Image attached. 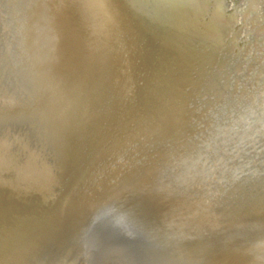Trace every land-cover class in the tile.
I'll list each match as a JSON object with an SVG mask.
<instances>
[{
  "label": "rangeland",
  "instance_id": "374dc122",
  "mask_svg": "<svg viewBox=\"0 0 264 264\" xmlns=\"http://www.w3.org/2000/svg\"><path fill=\"white\" fill-rule=\"evenodd\" d=\"M66 1L0 0V264H220L225 256L221 264H249L250 259V264L253 259L264 264V0H236L233 11L229 0L203 2L207 8L199 24L190 27L193 31L184 25L181 31L185 40L194 33L187 50L193 47L195 65L183 88L173 92L168 88L172 78L150 73L168 54L160 49V40L147 36L152 26L146 25L144 2L129 5L130 15H120L125 21L117 16L124 25L117 21L116 43L109 44L88 34L86 39L84 31L76 30L74 11L82 0ZM179 1L171 5L180 13L204 5L199 0ZM243 37L245 44L237 51ZM121 44L145 49L143 55L154 63L128 60L120 54ZM107 51L116 53L118 60ZM95 58L103 62L97 64ZM77 65L82 72L74 71ZM99 65H106L103 71ZM107 71L109 75H103ZM70 85L92 91L75 87L78 93ZM72 96L77 100L68 99ZM101 96L107 97L109 104L102 98L110 108ZM97 99L108 113L102 107L98 111L101 103L92 101ZM91 106L103 117L91 109L92 116ZM117 111L125 117L120 120ZM64 177L72 180L71 186ZM105 215L119 222L117 231L98 227V218Z\"/></svg>",
  "mask_w": 264,
  "mask_h": 264
},
{
  "label": "bare ground",
  "instance_id": "6f19581e",
  "mask_svg": "<svg viewBox=\"0 0 264 264\" xmlns=\"http://www.w3.org/2000/svg\"><path fill=\"white\" fill-rule=\"evenodd\" d=\"M69 1V0H68ZM68 1H66V2H68ZM74 1V0H73ZM72 1V2H73ZM154 1V0H153ZM153 1H151V0H148L146 3L147 4H149V6H151V8H153V10L152 11H148L149 13H147V14H149V15H147V16H149V18H148V22L149 23H151L152 22V25H150V26H152L151 27V30H150V33H151V35H147V31L145 32V34H143L144 36L145 35H147L148 37L149 36H152V38L151 39H153V40H151L150 39V41H154L155 39L156 40H160L162 43L161 44H163L162 45V47L160 48V49H162V51L164 50L167 54H168V56L166 57V56H164L163 58L161 57V56H163V55H161L160 57L161 58H159V60L158 61H160V64L158 65H154V68H155V70L154 71H152V72H150L151 74H154V75H156V74H158V75H160V76H166V77H170V80H171V78L174 80V82L171 80V82L169 83V86H168V88L170 89V90H172V92L174 91V90H178V88H180V87H182L184 84H186L187 83V81H188V76H189V73H190V70L192 69V67L195 65L194 64V60H196V59H193V57L191 58V55L193 54L194 55V53H192L190 50H192L193 49V47H192V49H190V50H187V48H189V46H188V41L190 40V38H191V36L194 34V33H192L191 35H189L188 37H187V40H185L184 38H183V35L181 34V31H182V28H183V30H184V25L185 26H187V28H190V27H192V28H194L195 27V25L196 24H199V18L202 16V14L205 12V10H206V8H207V4H204L203 2L205 1V0H199V3H203L204 5H202V8L200 9V5H199V9H195V8H188V10L186 11V13L184 12V10H182L181 11V13H180V10L178 11V10H176L172 5H171V3L172 4H175L174 3V0L172 1V2H170V4H168L167 2H161V1H158V0H156V2L154 3ZM170 1V0H169ZM177 1V0H176ZM182 1V0H181ZM186 1V0H185ZM188 2H192L193 0H187ZM208 1V0H207ZM49 2V1H48ZM81 2V6L78 8V9H76V11H74L75 13V16L77 15L78 16V18H77V22L75 23V27H76V30L78 29V31H84L85 33V35L83 34V33H81L80 35L82 36V34H83V36H85L86 37V34H88V35H91V36H96L97 38H99V40H103V41H105V42H109V44H110V42H112V43H116L115 41L117 40H115V38H116V36L115 35H117V33L115 34V32L118 30V28H117V26H116V28H117V30H116V28H115V24L116 23H118L120 20L121 21H125L124 19L122 20L120 17V15H122L123 13L124 14H129L130 15V13L129 12H127L126 10L130 7L129 5H131V6H134V7H136V4L134 3V0H82V1H80ZM178 2H180L179 0H178ZM177 2V3H178ZM194 2V1H193ZM197 2V1H196ZM59 3V2H58ZM130 3V4H129ZM181 3H183V2H181ZM198 3V4H199ZM49 4H50V2H49ZM52 4H53V2H52ZM55 5H56V3H54ZM70 3H68V5H69ZM73 4V3H72ZM187 4V3H186ZM185 4V5H186ZM193 4V3H192ZM191 4V5H192ZM74 5V4H73ZM126 5V9L124 10V9H122V8H124L123 6H125ZM176 5V4H175ZM181 5H184V4H181ZM180 5V6H181ZM189 5V4H188ZM60 6V5H59ZM178 6V5H177ZM194 6H197V5H194ZM193 6V7H194ZM55 7V6H54ZM65 7H67V6H65ZM71 7V6H70ZM78 7V6H77ZM76 6H75V8H77ZM133 7V8H134ZM184 7V6H183ZM190 7V6H189ZM192 7V6H191ZM60 8H61V6H60ZM69 8V7H68ZM74 8V9H75ZM176 8H178L179 9V7H176ZM181 8H182V6H181ZM185 8V7H184ZM183 8V9H184ZM197 8H198V6H197ZM141 10H139V12H140ZM53 12V11H52ZM64 12V11H63ZM139 12H137V14L139 13ZM50 13H51V11H50ZM163 14L162 16H157L158 14ZM191 13H193L192 15H191ZM52 14V13H51ZM73 14V15H74ZM55 15H58V14H55ZM68 15H70V13L68 14ZM72 15V14H71ZM70 15V16H71ZM128 15V16H129ZM140 15H143V14H141L140 13ZM146 15V14H145ZM145 15H144V18H145ZM51 16H54L53 14L51 15ZM117 16H119V18H120V20H118L119 18L117 17ZM146 16V17H147ZM151 16V17H150ZM62 17V16H61ZM124 16H122V18H123ZM127 17V16H126ZM132 17V16H131ZM141 17V16H140ZM143 17V16H142ZM53 18V17H52ZM60 18V17H59ZM69 18V17H68ZM71 18V17H70ZM72 18H75V17H72ZM127 18H129V20H130V17H127ZM138 18H139V14H138ZM55 19V18H54ZM53 19V20H54ZM57 19V18H56ZM65 20V19H64ZM135 20V19H134ZM142 20V19H141ZM140 20V21H141ZM144 20H146V18L144 19ZM144 20L142 21V22H144ZM58 21V20H57ZM74 21V20H73ZM118 21V22H117ZM120 21V22H121ZM126 21H127V19H126ZM132 21V20H131ZM136 21H138V19L136 20ZM135 21V22H136ZM54 22H55V20H54ZM53 22V23H54ZM66 22V21H65ZM119 22V23H120ZM133 22V21H132ZM132 22H130V23H132ZM139 22V21H138ZM146 22V21H145ZM52 23V24H53ZM67 23V22H66ZM118 23V24H119ZM127 23V22H126ZM129 23V22H128ZM134 23V22H133ZM132 23V24H133ZM216 23V22H215ZM58 24H59V22L57 23V27H58ZM121 24V26L122 25H124V23H120ZM67 25H68V23H67ZM72 25V24H71ZM127 25V24H126ZM131 25V24H130ZM134 25V24H133ZM53 26H54V24H53ZM119 26V25H118ZM129 26V25H128ZM207 26V25H206ZM60 27V26H59ZM70 27V25L67 27V29ZM140 27H142V28H144L145 30L146 29H148V28H146V26L144 25H141ZM54 28H56V25H55V27ZM65 28V27H64ZM73 28V27H72ZM72 28H71V30H72ZM120 28H122V27H119V30H120ZM128 28V27H127ZM130 28V27H129ZM128 28V29H129ZM60 29H62V28H60ZM59 29V30H60ZM123 29H125V27L123 28ZM191 29V28H190ZM189 29V30H190ZM56 30H58L57 28H56ZM58 30V31H59ZM66 30V29H65ZM64 30V31H65ZM127 30V29H126ZM130 30V29H129ZM143 30V29H142ZM186 30H188V29H186ZM64 31H63V33H64ZM69 31V30H68ZM67 31V32H68ZM72 31H74V29L72 30ZM185 31V30H184ZM191 31H193V29H191ZM55 32V31H54ZM57 32V31H56ZM66 32V31H65ZM76 32V31H75ZM124 32H126V31H124L123 30V32H122V34L121 35H123L124 34ZM194 32H196V31H194ZM202 32V31H201ZM74 33V32H73ZM79 33V32H78ZM197 33V32H196ZM59 34V33H58ZM68 35H70L69 34V32L67 33ZM77 34V33H76ZM76 34H75V36H76ZM118 34H120V33H118ZM129 34V33H128ZM184 34V33H183ZM188 34V33H187ZM65 35V34H64ZM120 35V36H121ZM124 35H127V33H125ZM123 35V36H124ZM130 35V34H129ZM81 36H78L77 35V37H80V39L82 38ZM119 36V37H120ZM146 36V37H147ZM201 36V35H200ZM61 37V36H60ZM67 37V36H66ZM65 37V38H66ZM72 37L74 38V36L72 35ZM71 37V38H72ZM115 37V38H114ZM118 37V38H119ZM125 37V36H124ZM127 37V36H126ZM125 37V38H126ZM129 37H131V36H129ZM145 37V38H146ZM147 37V38H148ZM203 37V36H202ZM58 39H59V37H57ZM121 38V37H120ZM125 38H123L124 40H125ZM132 38V37H131ZM194 38V37H193ZM201 38V37H200ZM70 39V38H69ZM76 39V38H75ZM78 39V38H77ZM86 39H87V37H86ZM122 39V40H123ZM61 40V39H60ZM67 39H65V41H66ZM79 40V39H78ZM82 40V39H81ZM84 40V39H83ZM96 40V39H95ZM144 40V39H143ZM155 40V41H156ZM185 40V41H184ZM199 40V39H198ZM64 41V40H63ZM71 41V40H70ZM76 41V40H75ZM84 41H87V40H84ZM92 41V40H91ZM133 41V40H132ZM148 41H149V39H148ZM150 41L148 42V43H150ZM209 41V40H208ZM67 42V41H66ZM80 42V41H79ZM88 42H90L89 40H88ZM87 42V43H88ZM93 42V41H92ZM129 42V41H128ZM135 42V41H134ZM134 42H132V43H134ZM141 43H142V41H140ZM157 42V41H156ZM190 42V41H189ZM55 43V42H54ZM59 43H60V41H59ZM59 43H58V45H59ZM68 43V42H67ZM71 43H73L72 41L70 42V44H68L69 46L71 45ZM78 43V42H77ZM76 43V44H77ZM81 43H84V42H81ZM87 43H84V44H87ZM106 43V45H108ZM120 43H122V41L120 42ZM127 43V42H126ZM140 43V44H141ZM156 44L155 42H152V44ZM158 43V42H157ZM181 43H183L184 45H185V47H183V45L181 44ZM201 43V42H200ZM64 43H62L61 45H63ZM66 44V43H65ZM75 44V45H76ZM125 44V43H124ZM123 44V45H124ZM152 44H150V45H152ZM202 44V43H201ZM58 45H57V47H58ZM60 45V46H61ZM67 45V44H66ZM73 45V44H72ZM74 45V46H75ZM101 45V44H100ZM113 45H115V44H113ZM122 45V44H121ZM122 45V46H123ZM126 45V44H125ZM125 45H124V47H125ZM198 45V44H197ZM205 45V44H204ZM54 46V45H53ZM77 47H76V50L77 49H79V47H78V45H76ZM81 46H83L82 44H81ZM84 46H86L85 48H88L87 47V45H84ZM93 46V45H92ZM110 46V45H109ZM111 46H112V44H111ZM117 46V45H116ZM127 46V45H126ZM137 46H139V45H137ZM136 46V47H137ZM146 46V45H145ZM149 46V45H148ZM159 46V45H158ZM157 45H156V47H158ZM65 47V46H64ZM68 47V46H67ZM66 47V48H67ZM98 47V46H97ZM105 47V46H104ZM113 47V46H112ZM115 47V46H114ZM113 47V48H114ZM119 47V46H118ZM130 47V46H129ZM150 48H151V46H149ZM149 47H148V49H149ZM69 48V47H68ZM72 48H73V46H72ZM81 48V47H80ZM92 48V47H91ZM95 48V47H94ZM116 48V47H115ZM114 48V49H115ZM121 48V47H120ZM119 48V49H120ZM132 48V47H131ZM153 48V47H152ZM191 48V47H190ZM70 49V48H69ZM68 49V50H69ZM93 49V48H92ZM92 49H90V51L92 50ZM105 49V48H104ZM107 49V48H106ZM118 49V50H119ZM134 49H135V47H134ZM141 49V48H140ZM144 49V48H143ZM148 49H147V51H148ZM166 49V50H165ZM62 51H63V49H61ZM61 50H59V51H61ZM66 49H64V51H65ZM71 50V49H70ZM73 50H75V49H73ZM76 50H75V52H76ZM142 50V49H141ZM145 50V49H144ZM144 50H143V53H144ZM158 50V49H157ZM53 51H54V49H53ZM57 51V50H56ZM67 51V50H66ZM80 50H78L77 52H79ZM89 51V50H88ZM115 51V50H114ZM134 51V50H133ZM70 52V51H69ZM80 52H82V50L80 51ZM94 52V51H93ZM104 51L103 50H99V54L102 56L104 53H103ZM106 52V51H105ZM108 52V51H107ZM119 52V51H118ZM117 52V53H118ZM150 51H148V53H149ZM155 51H153V53H154ZM159 52V51H158ZM68 53V52H67ZM83 53H84V51H83ZM91 53V52H90ZM96 53V52H95ZM103 53V54H102ZM113 55H114V57H116V59L118 60V58H117V55H116V53H113V52H111ZM110 52H108V54H111ZM163 53V52H162ZM72 54V53H71ZM73 54H74V56H75V53L73 52ZM78 54V53H77ZM88 54V53H87ZM107 54V55H108ZM111 54V55H112ZM121 54V53H120ZM152 54V53H151ZM161 54V53H160ZM159 54V55H160ZM165 54V53H164ZM93 55V54H92ZM92 55H90L89 54V56H92ZM146 55V54H145ZM192 55V56H193ZM54 56V55H53ZM70 56V55H69ZM73 56V57H74ZM78 56V55H77ZM104 56V55H103ZM105 56H106V54H105ZM104 56V57H105ZM149 56V55H148ZM155 56H156V53H155ZM55 57V56H54ZM64 57V56H63ZM73 57H70L71 59L73 58ZM94 57H97V55L95 54V56ZM113 57V56H112ZM168 58L169 57V60H165L166 58ZM201 57V56H200ZM92 58V57H91ZM106 58H107V56H106ZM110 58V57H109ZM121 58V57H120ZM126 58V57H125ZM155 58V57H154ZM58 59V58H57ZM68 59H69V57H68ZM96 59V58H95ZM102 59V58H101ZM108 59V58H107ZM112 59V58H111ZM132 59H133V57H132ZM152 59V58H151ZM78 60V59H77ZM76 60V61H77ZM91 61V59L89 58V60L88 59H86L85 58V61ZM93 60V59H92ZM105 60V59H104ZM126 60V59H125ZM125 60L124 61H121V62H125ZM128 60H130L129 58H128ZM128 60H126V61H128ZM153 60V59H152ZM63 61V60H62ZM84 61V62H85ZM101 60H99V62H100ZM109 61V60H108ZM108 61H106L107 63H109ZM116 61V60H115ZM135 61V60H134ZM137 61V60H136ZM157 61V62H158ZM187 61V62H186ZM68 62V61H67ZM70 62V61H69ZM98 62V59H96V63ZM98 62V63H99ZM101 62H103V61H101ZM106 62H104L105 64H106ZM129 62V61H128ZM128 62H126V63H128ZM132 62V61H131ZM131 62H129V63H131ZM140 62V61H139ZM156 62V61H155ZM57 65H58V63L57 62H55ZM54 63V64H55ZM61 64L60 65H62V62H60ZM63 63H66L65 61L63 62ZM86 63V62H85ZM92 63V62H91ZM96 63H94V66L93 67H96L95 66V64ZM97 63V64H98ZM128 63V64H129ZM133 63V62H132ZM131 63V64H132ZM137 63H138V61H137ZM69 64V63H68ZM71 64H72V62H71ZM89 64H90V62H89ZM101 64H103V63H101ZM123 64V63H122ZM133 64H135V63H133ZM64 65V64H63ZM66 65V64H65ZM73 65H74V62H73ZM86 65H87V63H86ZM86 65H83V66H86ZM104 65V64H103ZM109 65V64H108ZM113 65V64H112ZM116 65H117V63H116ZM55 66V65H54ZM53 66V67H54ZM68 66V65H67ZM90 67H91V64L89 65ZM98 66V65H97ZM99 66H101V65H99ZM106 66V65H105ZM105 66H101L103 69L102 70H100V71H103L104 70V68H105ZM139 66H140V64H139ZM143 66V65H142ZM79 67H81V66H79ZM79 67H78V65L76 66V69L74 70V71H78L79 73H80V71H81V69H80V71H79ZM87 67V66H86ZM126 67V66H125ZM150 67V66H149ZM60 68V67H59ZM66 68V67H65ZM70 68L72 69V67L70 66ZM109 68H110V66H109ZM116 68V67H115ZM118 68V67H117ZM142 68V67H141ZM146 68V67H145ZM56 69H57V67H56ZM56 69H55V71H56ZM62 69H64V67L62 68ZM62 69H61V72H62ZM69 69V68H68ZM71 69H70V71H71ZM99 69H101V68H99ZM98 69V70H99ZM111 69H114V67L113 68H111ZM134 69V68H133ZM153 69V68H152ZM95 70V69H94ZM97 70V69H96ZM95 70V71H96ZM60 71V70H59ZM65 71H66V69H65ZM74 71H71V73L72 72H74ZM94 71V72H95ZM114 71V70H113ZM112 71V72H113ZM53 72H54V69H53ZM60 72V73H61ZM82 72V71H81ZM90 72V71H89ZM92 72H93V70H92ZM94 72L92 73V76H93V74H94ZM96 72H98V71H96ZM106 72V71H105ZM104 72V74L103 75H105V74H107V75H109L108 74V71H107V73H105ZM111 71H110V73H112ZM123 72V71H122ZM64 73V72H63ZM69 73V72H68ZM84 73L86 74V72L84 71ZM88 73V72H87ZM142 73V72H141ZM66 74H67V71H66ZM84 74V75H85ZM89 74V73H88ZM88 74H86V75H88ZM113 74V73H112ZM127 74V73H126ZM57 75H59L58 73H57ZM62 75V74H61ZM83 75V74H82ZM90 75V74H89ZM63 76H65L66 77V75H63ZM70 76H73L72 74L70 75ZM69 75H68V77H70ZM78 76V75H77ZM95 77H97V75H94ZM99 76V75H98ZM124 76V75H123ZM151 76V75H150ZM149 76V77H150ZM68 77H66V79L68 78ZM74 78H75V76H73ZM80 77V76H79ZM89 77H91V76H89ZM88 77V78H89ZM95 77L93 78V80H95ZM114 77V76H113ZM55 78H57V76H55ZM64 78V77H63ZM62 78V76H61V80L63 79ZM70 78H72V77H70ZM78 78V77H77ZM76 78V79H77ZM146 78V77H145ZM154 78H156V76H154ZM82 79H86V77H84V78H82ZM82 79H80L79 78V80H81L82 81ZM101 78L99 77V79H97V81L98 80H100ZM104 78H102V80H100V84L101 85H103L101 82L103 81V82H105L104 80H103ZM125 79V78H124ZM148 79H151V77L150 78H148ZM157 79V78H156ZM159 79V78H158ZM58 80H60V78L58 77ZM60 80V81H61ZM68 80V79H67ZM72 80V79H71ZM87 80V79H86ZM111 80V79H110ZM118 80V79H117ZM136 80V79H135ZM169 80V81H170ZM70 81V80H69ZM76 80L74 79L71 83H72V86L74 85L73 84V82H75ZM81 81H78V82H81ZM88 81H89V79H88ZM88 81H83L82 83L84 84L85 82H87L88 83ZM92 81V80H91ZM158 81V80H157ZM62 82V81H61ZM77 82V83H78ZM116 82V81H115ZM145 82H148V81H145ZM162 82V81H161ZM68 83V82H67ZM70 83V84H71ZM82 83H80V85L82 84ZM86 83V84H87ZM90 83V82H89ZM149 83H150V80H149ZM85 84V85H86ZM90 84H92L90 87L92 88H95L96 89V87L97 88H99L100 89V85L98 86H96L95 84H93V83H90ZM167 84V83H166ZM84 85V86H85ZM116 85V84H115ZM126 85V84H125ZM146 85V84H145ZM161 85V84H160ZM60 86H61V84H60ZM68 86V85H67ZM72 86L70 85V88L71 89H73V88H75V87H77V86H75V87H73L72 88ZM95 86V87H94ZM103 86H105V87H103L104 89H103V91L106 89V85H103ZM123 86V85H122ZM151 86V85H150ZM143 87H144V85H143ZM163 87V86H162ZM66 88V87H65ZM77 88H82V89H80V90H82V92L84 91V89L85 88H87V90L88 89H91V88H89V87H82V86H80V87H77ZM77 88H75L76 90H77ZM152 88H153V86H152ZM151 88V89H152ZM183 88V87H182ZM63 89H64V87H63ZM69 89V88H68ZM75 89H73V90H75ZM99 89H97L96 91V93H99V96L101 95V94H103V93H101L100 94V92H99ZM110 89V88H109ZM145 89V88H144ZM72 90V91H73ZM75 90V91H76ZM107 90V89H106ZM105 90V91H106ZM146 90V89H145ZM153 90V89H152ZM182 90V89H181ZM65 91V90H64ZM66 91H68V92H71V90L69 91V90H67L66 89ZM73 92V94L74 93H76V92ZM78 91V90H77ZM91 91H92V89H91ZM94 91V90H93ZM149 92H151L150 90H148ZM158 91V90H157ZM82 92L80 91V94H82ZM84 92H86V89H85V91ZM108 92V91H107ZM141 92V91H140ZM154 92V91H153ZM152 92V93H153ZM78 93H79V91H78ZM90 93V92H89ZM93 94L95 93V92H92ZM92 93H90V94H92ZM96 93L94 94L95 96H96ZM145 92L143 91V94H144ZM182 93V92H181ZM65 94V93H64ZM69 94V93H68ZM67 94V95H68ZM85 94V93H84ZM88 94V92L85 94V96ZM104 94H105V92H104ZM107 94V93H106ZM105 94V95H106ZM122 94H124V93H122ZM149 94V93H148ZM156 94V93H155ZM162 94V93H161ZM70 95V94H69ZM89 95V94H88ZM88 95L86 96V97H88ZM92 96V98L94 97V99L96 100V98H95V96ZM113 95V94H112ZM133 95V94H132ZM136 95V94H135ZM146 95V94H145ZM175 95V94H174ZM181 95V94H180ZM65 96H66V94H65ZM81 96V95H80ZM84 96V97H85ZM99 96L97 95L96 97H98L99 98ZM149 96V95H148ZM147 96V97H148ZM150 96H152V95H150ZM149 96V97H150ZM182 96V95H181ZM83 97V96H82ZM81 97V98H82ZM102 97H104V96H101L100 98H102ZM107 97H109L108 95H107ZM107 97L105 96L104 98V100H106L107 99ZM143 97H144V95H143ZM159 97V96H158ZM166 97V96H165ZM173 97V96H172ZM66 98H67V96H66ZM69 98H73V100L74 99H76L77 100V98H75V96H72V97H68V99ZM80 98V97H79ZM91 98V99H92ZM112 98H114V97H112ZM130 98V97H129ZM146 98V97H145ZM160 98H161V96H160ZM171 98V97H170ZM83 99V98H82ZM81 99V100H82ZM89 99V98H88ZM140 99H141V96H140ZM152 99V98H151ZM150 99V100H151ZM79 100V99H78ZM84 100H85V98H84ZM95 100H92L93 101V103H94V105H96L97 103H98V99H97V101H95ZM102 100H103V98H102ZM103 100V101H104ZM148 100V99H147ZM153 100V99H152ZM151 100V101H152ZM172 100V99H171ZM70 101H72V100H70ZM80 101V100H79ZM88 101H90L91 102V104H92V101L91 100H88ZM101 101V100H100ZM99 101V102H100ZM133 101V100H132ZM145 101V100H144ZM166 101H167V99H166ZM74 103H76L75 101H73ZM86 102H87V100H86ZM127 102V101H126ZM131 102V101H130ZM143 102V101H142ZM147 102H150V101H147ZM169 102V101H168ZM171 102V101H170ZM73 103V104H74ZM81 103V102H80ZM101 104H97L96 106H98L99 105V109H98V111L101 109L100 107H102L103 108V106H102V102H100ZM104 103H105V101H104ZM110 102H108V99H107V104H109ZM145 103H146V101H145ZM145 103H144V105H145ZM166 104H168L167 102H165ZM174 103H175V101H174ZM79 104V103H78ZM88 104H89V102H88ZM161 104V103H160ZM178 104H180V102L178 103ZM74 105H77V104H74ZM73 105V106H74ZM79 105H83L82 103L81 104H79ZM84 105H86V104H84ZM83 105V106H84ZM93 105V106H94ZM119 105V104H118ZM175 105V104H174ZM181 105V104H180ZM179 105V106H180ZM87 106H89V105H87ZM87 106H86V108H87ZM105 107H107L106 106V103H105V105H104ZM110 106L111 105H109L108 107L110 108ZM117 106V105H116ZM122 106V105H121ZM127 106V105H126ZM163 106V105H162ZM161 106V107H162ZM178 106V107H179ZM77 107V109L75 108V106H74V109H76L77 111H79V109H80V107H78V106H76ZM85 107V106H84ZM125 107V106H124ZM175 107V106H174ZM174 107H173V109H174ZM181 107V106H180ZM180 107H179V109H180ZM89 108V107H88ZM87 108V109H88ZM93 108H95V107H93ZM92 108V106H91V108L89 109V111H91V109H93ZM109 108L107 109V110H105L104 108H103V110L106 112V113H108L109 111ZM122 108V107H121ZM157 108V107H156ZM160 108V107H159ZM164 108V107H163ZM168 108H171V107H169L168 106ZM84 109V108H83ZM96 109V108H95ZM112 109V108H111ZM110 109V110H111ZM114 109V108H113ZM117 109V108H116ZM165 109V108H164ZM126 110H127V108H126ZM125 110V111H126ZM160 109H158V111H159ZM167 111L169 110V109H166ZM177 110V109H176ZM176 110L174 109V111H175V113H176ZM93 111H95V112H97L98 114H101V113H99L98 111H96V110H94L93 109ZM102 111V110H101ZM100 111V112H101ZM108 111V112H107ZM112 111V110H111ZM110 111V112H111ZM120 111H124V110H120ZM163 111V110H162ZM162 111L159 113V115L162 113ZM166 111V112H167ZM179 111V110H178ZM85 112V110L83 111V113ZM103 112V111H102ZM118 112V111H117ZM86 113V115H87V112H85ZM93 112L91 111V114H92ZM119 113L120 112H118V115H119ZM126 113V112H125ZM181 113V112H180ZM111 114V113H110ZM109 114V115H110ZM115 114V113H114ZM173 114H174V112H173ZM172 114V115H173ZM90 115V114H89ZM89 115L87 116V119H89ZM95 115V113L94 114H92V116H94ZM97 115V114H96ZM102 116L101 117H103V113L101 114ZM109 115H105V118H106V116H109ZM113 115V114H112ZM117 115V116H118ZM162 115V114H161ZM163 115H164V113H163ZM164 116H166V113H165V115ZM164 116H162V117H164ZM168 117L169 116H171V115H167ZM166 116V117H167ZM177 116V115H176ZM179 116L182 118V115H179V113H178V117L177 118H179ZM100 117V116H99ZM99 117L97 116V120H98V122L100 121L99 120ZM115 117H116V115H115ZM120 117H123L122 116V114L121 115H119V119H120ZM125 117V116H124ZM123 117V118H124ZM157 117V116H156ZM160 117V116H159ZM158 117V118H159ZM94 118H95V120H94ZM94 118H91V121H92V119L94 120V121H96V117H94ZM110 118V117H109ZM116 118H118V117H116ZM115 118V119H116ZM152 118V117H151ZM165 118V117H164ZM170 118V117H169ZM172 118H173V116H172ZM174 118H176V117H174ZM118 119V120H119ZM162 119V118H161ZM171 119V118H170ZM170 119H168L169 121H172V120H170ZM102 120V119H101ZM107 120H109V119H107ZM121 120V119H120ZM123 120V119H122ZM167 120V118L165 119V121L167 122L168 121ZM174 120V119H173ZM178 120V119H177ZM177 120H176V122H177ZM182 120V119H181ZM180 120V121H181ZM114 121V120H113ZM117 121V120H116ZM102 122H104V121H102ZM164 122V121H163ZM175 122V121H174ZM176 122H175V124H176ZM179 122V121H178ZM92 123V122H91ZM93 123H95V122H93ZM92 123V125H94ZM100 123V122H99ZM99 123H97L96 122V125L97 124H99ZM105 123H106V121H105ZM104 123V124H105ZM115 124H116V122H114ZM151 123V122H150ZM149 123V124H150ZM101 124V123H100ZM120 124H121V122H120ZM148 124V125H149ZM158 124V123H157ZM168 123H166V125H167ZM86 125V124H85ZM90 125V124H89ZM103 125V124H102ZM125 125V124H124ZM153 125V124H152ZM158 125H160V124H158ZM165 125V124H164ZM88 126V125H87ZM121 126V125H120ZM123 126V125H122ZM161 126V125H160ZM173 126V125H172ZM174 126H176V125H174ZM173 126V127H174ZM179 126V125H178ZM90 127H92V126H90ZM104 127V126H103ZM117 127V126H116ZM155 127V126H154ZM162 128H163V125L161 126ZM161 127H160V131H162L161 130ZM85 128H86V126H85ZM101 128V127H100ZM157 128V127H156ZM166 128V127H165ZM87 129H92V128H89V127H87ZM98 129V128H97ZM167 129V128H166ZM118 130V129H117ZM120 130V129H119ZM118 130V131H119ZM147 130H150V129H147ZM156 130H159V128L158 129H155V131ZM172 130V129H171ZM80 131V130H79ZM92 130H90V132H91ZM117 131V132H118ZM146 131V130H145ZM153 131H154V129H153ZM154 131V132H155ZM172 131H174V130H172ZM88 132V131H87ZM89 132V133H90ZM93 132V131H92ZM91 132V133H92ZM96 132H99V131H96ZM96 132H95V134H96ZM157 132V131H156ZM155 132V133H156ZM167 132V131H166ZM169 132H170V130H169ZM86 133V132H85ZM90 133V134H91ZM147 133V132H146ZM160 133V132H159ZM162 133H163V131H162ZM171 133V132H170ZM99 134V133H98ZM106 134V133H105ZM164 134V133H163ZM102 135H103V133H102ZM108 135V134H107ZM106 135V136H107ZM158 135V134H157ZM160 135V134H159ZM171 135V134H170ZM87 136V135H86ZM93 136V135H92ZM95 136V135H94ZM105 136V135H104ZM161 136H162V134H161ZM165 136V135H164ZM164 136H162V137H164ZM167 136V135H166ZM81 137V136H80ZM90 137V136H89ZM81 138H83V137H81ZM81 138H80V140H81ZM86 138V137H85ZM92 138V137H91ZM97 138H101V135H100V137H97ZM103 138V137H102ZM102 138H101V140H102ZM161 138V137H160ZM93 139V138H92ZM109 139V138H108ZM163 139V138H162ZM161 139V140H162ZM74 140V139H73ZM75 140H77V139H75ZM106 140H107V137H106ZM78 141V140H77ZM77 141H75V142H77ZM82 141H84V140H82ZM100 140L98 139V142H99ZM67 142V141H66ZM85 142H86V140H85ZM90 142V141H89ZM98 142L97 143H95V144H97L98 146L101 144V143H99L98 144ZM103 142V141H102ZM72 143V142H71ZM74 143V142H73ZM90 143H92V141L90 142ZM89 143V144H90ZM94 143H93V145H94ZM104 143V142H103ZM75 144V143H74ZM73 144V145H74ZM79 144H80V142H79ZM92 145V144H91ZM104 145V144H103ZM67 146V145H66ZM79 146V145H78ZM77 146V147H78ZM81 146V145H80ZM71 147V146H70ZM76 147V146H75ZM85 147V146H84ZM90 147V146H89ZM59 148V147H58ZM100 149H102L103 147H101V145H100V147H99ZM263 148V147H262ZM74 149V148H73ZM82 149V148H81ZM92 149V148H91ZM78 150V149H77ZM83 150V149H82ZM103 150V149H102ZM261 150V149H260ZM260 150H258L259 152H261ZM86 151V150H85ZM255 151V150H254ZM82 152V151H81ZM90 152V151H89ZM256 152L257 151H255L254 153L256 154ZM258 152V153H259ZM79 153V152H78ZM87 153V152H86ZM90 154V153H89ZM264 154V153H263ZM66 155V154H65ZM68 155V154H67ZM83 155H84V153H83ZM91 155V154H90ZM90 155H88V156H90ZM63 157V156H62ZM66 158V157H65ZM85 158V157H84ZM91 159V157H88V159ZM94 158V157H93ZM68 159H69V157H68ZM68 159H66V160H68ZM87 159V158H86ZM87 159V160H88ZM80 160H81V158H80ZM81 161H83V159L81 160ZM68 163H69V160L67 161ZM86 162V161H85ZM84 162V163H85ZM88 162V161H87ZM79 163V162H78ZM77 163V164H78ZM81 163H83V162H81ZM59 164V163H58ZM80 164V163H79ZM77 165V168L81 165ZM86 164V163H85ZM61 165H62V163H61ZM84 165V164H83ZM60 167V166H59ZM63 167V166H62ZM72 168L74 167L73 165L71 166ZM70 167V168H71ZM71 168V169H72ZM75 168V167H74ZM82 168V167H81ZM76 169V168H75ZM74 169V170H75ZM79 169H80V167H79ZM255 169V168H254ZM62 170V169H61ZM67 171V170H66ZM251 171V170H250ZM68 172V171H67ZM79 172V171H78ZM80 172H83L82 170L80 171ZM256 172V171H255ZM71 173H72V171H71ZM81 174V173H80ZM75 175H76V172H75ZM78 176V175H77ZM82 175H80L79 177H81ZM58 178V177H57ZM68 179H70L69 177H67ZM73 178H75V177H73ZM64 179H66L65 177H64ZM68 179H66V180H68ZM79 179V178H78ZM63 180V179H62ZM250 180V179H249ZM249 180H247V181H249ZM70 181H72L71 179L68 181V183L70 182ZM76 183V182H75ZM70 184V183H69ZM73 185H74V182L72 183ZM68 185V184H67ZM70 186H71V184H70ZM70 186H69V188H70ZM71 189V188H70ZM69 189V190H70ZM245 193V192H244ZM244 195H246V194H244ZM66 196V195H65ZM64 196V197H65ZM63 198V197H62ZM66 199V198H65ZM253 205L254 204H252V207H253ZM20 206V205H19ZM57 206V205H56ZM264 206V205H263ZM58 207V206H57ZM56 207V208H57ZM250 207V206H249ZM25 208V207H24ZM30 208V207H29ZM68 208V207H67ZM247 208V207H246ZM262 208V207H261ZM264 208V207H263ZM262 208V210L264 211V209ZM65 209V208H64ZM15 210V209H14ZM241 210V209H240ZM258 210V209H257ZM261 210V209H260ZM22 211V210H21ZM32 211V210H31ZM40 211V210H39ZM239 211V210H238ZM247 211V210H246ZM16 212V211H15ZM241 212V211H240ZM256 212V211H255ZM260 212V211H259ZM239 213V212H238ZM253 214H254V212H252ZM25 214V213H24ZM51 214V213H50ZM233 214V213H232ZM17 215V214H16ZM39 215V214H38ZM45 215V214H44ZM42 216V215H41ZM40 216V217H41ZM46 216V215H45ZM44 216V217H45ZM50 216H52V215H50ZM264 216V215H263ZM236 217V216H235ZM50 218V217H49ZM231 219V218H230ZM8 220H9V218H8ZM20 220H22V219H20ZM38 220V219H37ZM44 220V219H43ZM244 220V219H243ZM15 221V220H14ZM24 221V220H23ZM26 221V220H25ZM248 221V220H247ZM250 221V220H249ZM13 222V221H12ZM246 222V221H245ZM7 223V222H6ZM11 223V222H10ZM23 223V222H22ZM9 225V224H8ZM50 226V225H49ZM26 228V227H25ZM4 229H6V228H4ZM44 229V228H43ZM9 230V229H8ZM1 233V232H0ZM5 235V234H4ZM16 235V234H15ZM7 236V235H6ZM21 240V239H20ZM25 240V239H24ZM15 241V240H14ZM6 242V241H5ZM8 245V244H7ZM1 246V245H0ZM2 246H4V245H2ZM9 247V246H8ZM5 251V250H4ZM258 251V250H257ZM255 252V251H254ZM262 252H263V249H262ZM256 254H257V252H255ZM252 254H254V253H252ZM258 254H259V252H258ZM264 254V253H263ZM249 255V254H248ZM260 255H262V253L261 254H259V256ZM229 256V255H228ZM250 256V255H249ZM264 256V255H263ZM225 257H227V256H225ZM225 257H223V258H221V262L223 261V260H225L224 258ZM232 257V256H231ZM231 257H229V259L231 258ZM252 257V256H251ZM228 258V257H227ZM226 258V259H227ZM234 259L233 260H236L235 258H237V257H233ZM253 258H255V257H253ZM259 258V257H258ZM223 259V260H222ZM244 259H246V257H244ZM244 259H242V260H244ZM248 259H249V257H248ZM257 259V258H256ZM239 259H237V261H238ZM258 260V259H257ZM226 261H228V260H226ZM226 261H224V263H226ZM230 261V262H229ZM228 262L230 263V264H232L231 263V260H229ZM252 261H254L253 262V264L255 263V264H257L255 261L256 260H252ZM220 262V261H219ZM221 262H220V264H221ZM234 262V261H233ZM248 262V261H247ZM250 263H251V259H250V261H249ZM262 262V261H261ZM223 263V264H224ZM235 263V262H234ZM233 263V264H234ZM249 263V264H250ZM2 264V263H1ZM238 264V263H237ZM240 264V263H239ZM242 264H243V262H242ZM246 264V263H245ZM258 264H260V262L258 263Z\"/></svg>",
  "mask_w": 264,
  "mask_h": 264
},
{
  "label": "water",
  "instance_id": "95a60500",
  "mask_svg": "<svg viewBox=\"0 0 264 264\" xmlns=\"http://www.w3.org/2000/svg\"><path fill=\"white\" fill-rule=\"evenodd\" d=\"M142 1L144 3H140V5L142 6V8L145 10V11H152L153 8H151V6H149V4H147L146 2L148 0H134V3L138 6L139 2ZM236 2V0H229V3H228V8L229 10L233 11V8H234V3ZM261 8V7H260ZM163 14H158L157 16H162ZM146 25H152V22L151 23H146ZM245 41H246V38H241L240 41L238 42V45L236 47V50H241L243 45L245 44ZM0 50L1 47H0ZM123 52L121 53L123 55V57H135L136 60L138 61H144V62H152L150 61L149 59L147 58H150L148 56H146L145 54L143 55V52L142 51H138V50H132L130 48H126L123 46L122 48ZM160 51V50H158ZM142 53V54H141ZM147 57V58H146ZM151 59V58H150ZM147 60V61H146ZM125 63V62H124ZM154 63V62H152ZM156 64V63H155ZM98 227H103L104 229H107V230H110V231H117L118 228L120 227V224L119 222H117V220H114L113 218L105 215V216H102L100 218H98Z\"/></svg>",
  "mask_w": 264,
  "mask_h": 264
}]
</instances>
